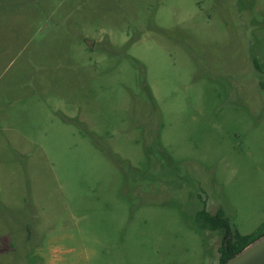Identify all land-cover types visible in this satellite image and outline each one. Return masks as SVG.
<instances>
[{"label": "rangeland", "instance_id": "1", "mask_svg": "<svg viewBox=\"0 0 264 264\" xmlns=\"http://www.w3.org/2000/svg\"><path fill=\"white\" fill-rule=\"evenodd\" d=\"M203 209L264 226V0H0V264H217Z\"/></svg>", "mask_w": 264, "mask_h": 264}, {"label": "trees", "instance_id": "2", "mask_svg": "<svg viewBox=\"0 0 264 264\" xmlns=\"http://www.w3.org/2000/svg\"><path fill=\"white\" fill-rule=\"evenodd\" d=\"M255 62L257 61L255 60ZM198 219L211 229L224 231L222 245L220 247V259L217 264H225L229 259L264 235V226L255 233L242 234L233 226V223L225 217L221 209L215 214L203 209L199 212Z\"/></svg>", "mask_w": 264, "mask_h": 264}, {"label": "water", "instance_id": "3", "mask_svg": "<svg viewBox=\"0 0 264 264\" xmlns=\"http://www.w3.org/2000/svg\"><path fill=\"white\" fill-rule=\"evenodd\" d=\"M225 264H264V235L229 259Z\"/></svg>", "mask_w": 264, "mask_h": 264}]
</instances>
